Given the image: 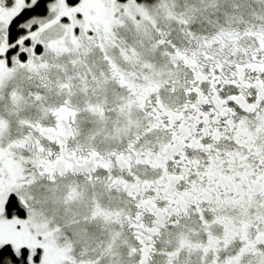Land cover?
I'll return each mask as SVG.
<instances>
[{"label": "snow or ice", "instance_id": "6c2138e0", "mask_svg": "<svg viewBox=\"0 0 264 264\" xmlns=\"http://www.w3.org/2000/svg\"><path fill=\"white\" fill-rule=\"evenodd\" d=\"M0 264H264V0H0Z\"/></svg>", "mask_w": 264, "mask_h": 264}]
</instances>
